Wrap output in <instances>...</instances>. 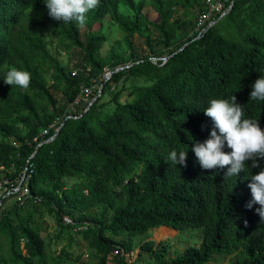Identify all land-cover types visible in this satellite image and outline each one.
I'll list each match as a JSON object with an SVG mask.
<instances>
[{
    "label": "trees",
    "instance_id": "1",
    "mask_svg": "<svg viewBox=\"0 0 264 264\" xmlns=\"http://www.w3.org/2000/svg\"><path fill=\"white\" fill-rule=\"evenodd\" d=\"M150 1L160 22L147 18L145 0H99L80 26L52 19L44 0H0V181L17 184L25 175L40 200L14 204L0 215V264H48L46 241L34 227L42 209L53 213L63 230L74 231L68 243L71 249L79 244L77 254L71 250L77 258L82 234L79 240L95 251V264H108L121 246L119 238L156 228L204 231L199 246L172 261L165 259L164 245L142 244L157 264H208L214 256L237 252L243 253L241 264H264V221L258 204L247 207L250 177L264 169V159L258 158L257 168L246 162L244 171L229 177L227 167L203 169L192 151L214 128L204 114L211 99L235 96L244 118L257 120L264 130V101L250 100L255 81L264 76V0H235L230 12L203 33L196 24L204 0ZM121 4L133 15L123 14ZM39 9L47 10L42 20L29 13ZM108 16L125 34L128 54L118 45L109 56L100 55ZM147 24L158 31L166 51L152 49L154 56L167 59L157 64L138 56L132 41L138 36L152 48V38L144 33ZM47 30L64 49L82 52L87 74L73 75L50 52ZM108 66L112 74L106 78ZM10 67L30 73L28 89L4 82ZM126 75L146 77L151 84L131 88L122 103L128 90L123 82L122 90L108 98L110 85ZM101 78L100 92L84 110H57L53 88L73 101ZM52 125L48 136L39 138ZM173 150L187 152L186 166L169 159ZM223 151H231L226 143ZM100 205L101 217L88 213ZM74 211L80 213L76 223L66 225L64 217ZM76 225L84 231H75ZM114 257L127 264L121 255Z\"/></svg>",
    "mask_w": 264,
    "mask_h": 264
},
{
    "label": "rangeland",
    "instance_id": "2",
    "mask_svg": "<svg viewBox=\"0 0 264 264\" xmlns=\"http://www.w3.org/2000/svg\"><path fill=\"white\" fill-rule=\"evenodd\" d=\"M140 1V0H137ZM146 8L145 15L152 22H160V16L156 12V10L151 5L150 0H145ZM120 10L123 14L133 15V12L128 9L127 6L121 4ZM46 9L39 10H30L29 13L32 17L42 20L46 14ZM181 11L180 13H182ZM102 32L107 36V41L105 42L103 48L100 51V55L102 57H107L111 54V51L114 47L118 45L123 49L124 53L128 54V47L125 42V34L119 29V27L115 24L110 16L106 17L102 22ZM86 28L83 29L82 39L86 40L85 32ZM144 33L150 36L153 40L152 48H149L146 44V40L136 36L132 38L134 48L136 49V53L141 57H148L149 60L153 64H157V62L164 58L165 55L154 56L151 52L152 49L157 53L166 52L165 48L161 43V36L158 34V31L151 24H147L144 27ZM45 38L48 42V49L50 52L58 58L61 63L67 67V69L73 74H77V72H85L88 73L89 66L84 65V58L82 52L77 49L66 50L58 43L56 37L50 30L45 32ZM132 61H129L125 66V70H128L130 66H132ZM167 60V59H166ZM121 66V65H120ZM111 66H108L106 69V74L104 77L109 78L111 76L110 69ZM123 69L119 67L117 70ZM126 80V81H125ZM102 78L97 80H92L87 86L82 89V92L73 100H70L68 93H63L62 89H52L54 96L57 100V110L66 109L67 107L76 108L81 111L84 110L88 104L93 102L96 99V94L100 92V82ZM125 83V88L128 89L121 98V102H126L129 98V92L131 88H136L142 85H149L151 81L146 77L140 76H128L123 78V80L118 84L110 85V89L108 90V98H111L112 95L122 90L123 84ZM54 82L51 81V85ZM137 97V94H136ZM135 97V98H136ZM134 98V99H135ZM42 133V131H41ZM40 133V134H41ZM2 166L0 165V169ZM73 180V179H71ZM15 203L12 200H8L6 203V208L4 210L7 213L10 209H12ZM104 205L97 206L90 210L88 213L95 215L97 217L102 216ZM79 211L71 212L67 214L69 219L72 221L70 225H74L75 220L79 216ZM112 212L109 211L105 217V223L110 222V217ZM24 216V215H23ZM36 220L38 223L34 224L36 230L43 236L46 241V252H47V261L48 264H55L56 262H61L63 264H95L97 262V257L95 256V251L89 245H86L85 242H82L81 239L82 234H78L77 240L82 245V255L77 258V253L80 251L79 244L75 245L73 249L69 246V238L73 234V230L61 228V225L57 223L55 215L46 210H43L36 215ZM67 225V224H66ZM75 231H84V228H80L79 226H75ZM204 231L201 228L197 229H186V230H164L159 231L157 228L150 230L145 235L135 236L133 238H119L121 246L117 249L118 252L115 251L114 255H111L108 261V264H122L121 257L116 258L114 256H122L126 258L127 264H157L155 261L151 260L147 253L142 251V244L147 241L154 242V247L158 248L161 245H164L168 248V252L165 255V259L167 261H172L182 256L186 249L190 246H199L203 239ZM125 248H129L127 251ZM71 250H74L76 254L71 253ZM243 259V253L237 252L232 256H214L208 264H241V260Z\"/></svg>",
    "mask_w": 264,
    "mask_h": 264
},
{
    "label": "clouds",
    "instance_id": "3",
    "mask_svg": "<svg viewBox=\"0 0 264 264\" xmlns=\"http://www.w3.org/2000/svg\"><path fill=\"white\" fill-rule=\"evenodd\" d=\"M44 3L52 19L84 26L87 14L98 6L99 0H44ZM4 82L26 90L30 86L31 75L27 71L10 67ZM250 100L264 101V76L255 81ZM204 114L213 121L214 128L210 138L203 143H195L192 148L203 169L227 167L225 176L230 177L244 171L248 161H252L251 167H259L258 158L264 159V130L257 120L244 118L243 108L236 103L235 96L231 100L211 99ZM225 143L230 152L223 151ZM169 159L175 164L186 166L187 152L173 150ZM250 179L252 182L248 186L252 200L247 207L258 204L256 212L264 221V169L251 175Z\"/></svg>",
    "mask_w": 264,
    "mask_h": 264
},
{
    "label": "built area",
    "instance_id": "4",
    "mask_svg": "<svg viewBox=\"0 0 264 264\" xmlns=\"http://www.w3.org/2000/svg\"><path fill=\"white\" fill-rule=\"evenodd\" d=\"M229 1L230 0H204L203 9L197 18V30L203 33L206 26L215 24L217 21L226 16L230 12L231 4H234L235 0H232L231 4L228 5ZM53 127L54 125L43 130L39 138L48 136L50 130ZM39 138H35L34 141L38 142ZM53 139L54 138L52 137L48 141ZM3 169L4 168L2 167L0 170ZM8 200H12L16 205L19 206H24L30 201L34 203L40 201L39 198L32 195L25 175L19 182H17V184L11 183L8 180L0 181V215L4 212ZM63 220L65 224L72 223L68 216L64 217Z\"/></svg>",
    "mask_w": 264,
    "mask_h": 264
},
{
    "label": "water",
    "instance_id": "5",
    "mask_svg": "<svg viewBox=\"0 0 264 264\" xmlns=\"http://www.w3.org/2000/svg\"><path fill=\"white\" fill-rule=\"evenodd\" d=\"M232 7H233V3L231 4V9H232ZM214 24H212V25H209V26H207V28H206V30H208L211 26H213ZM93 103V102H92Z\"/></svg>",
    "mask_w": 264,
    "mask_h": 264
},
{
    "label": "bare ground",
    "instance_id": "6",
    "mask_svg": "<svg viewBox=\"0 0 264 264\" xmlns=\"http://www.w3.org/2000/svg\"><path fill=\"white\" fill-rule=\"evenodd\" d=\"M168 230L167 228H160L159 231Z\"/></svg>",
    "mask_w": 264,
    "mask_h": 264
}]
</instances>
